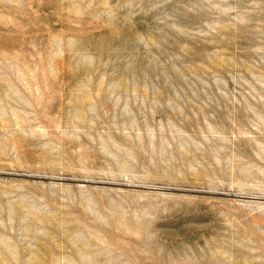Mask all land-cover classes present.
Listing matches in <instances>:
<instances>
[{"label":"rangeland","instance_id":"obj_1","mask_svg":"<svg viewBox=\"0 0 264 264\" xmlns=\"http://www.w3.org/2000/svg\"><path fill=\"white\" fill-rule=\"evenodd\" d=\"M0 264H264V0H0Z\"/></svg>","mask_w":264,"mask_h":264}]
</instances>
